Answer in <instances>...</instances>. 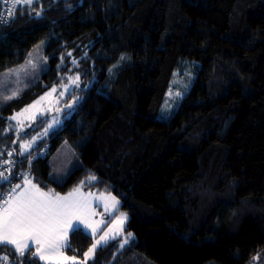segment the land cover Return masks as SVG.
Listing matches in <instances>:
<instances>
[{"label":"trees","instance_id":"16d2710c","mask_svg":"<svg viewBox=\"0 0 264 264\" xmlns=\"http://www.w3.org/2000/svg\"><path fill=\"white\" fill-rule=\"evenodd\" d=\"M32 9L0 24V73L41 40L49 67L0 106V132L71 69L92 82L65 124L33 147L31 176L47 190L84 180L117 195L134 242L98 249L99 264H251L264 249V0H36ZM186 63L194 80L161 120ZM15 140L0 135V160L18 151ZM65 140L82 165L54 183L50 158ZM13 156L14 176L28 170ZM69 243L83 256L92 239L71 232Z\"/></svg>","mask_w":264,"mask_h":264},{"label":"snow or ice","instance_id":"6c2138e0","mask_svg":"<svg viewBox=\"0 0 264 264\" xmlns=\"http://www.w3.org/2000/svg\"><path fill=\"white\" fill-rule=\"evenodd\" d=\"M0 2L8 5L5 12H0V24H7L14 19L17 8L21 12L24 8L34 11L32 5L36 0H0ZM40 15V12L35 13L36 18H39ZM40 47L38 45L34 52H38ZM68 55L71 56V53ZM125 59L123 56L120 58L121 61ZM61 63H63V57H61ZM72 63L76 64V61L73 60ZM43 64L45 66L40 67L33 59V52H29L24 64L19 65L18 68H9L4 72L2 74L4 79L0 80V89L8 90L10 94L0 97V105H7L9 101L18 99L24 92L25 89L19 86L22 83V74L25 77L29 74L35 77L38 74V68L39 71L46 73L48 70L46 67L47 57L43 58ZM57 67L59 68L60 65ZM109 71L111 72V69ZM13 76L15 79L11 83H14L16 87L9 88L10 82L7 78ZM67 79L68 84H65L64 78L61 77L60 87L63 91L59 92L60 98L68 92L70 86L80 87L78 73L75 77L68 76ZM56 92L57 86L53 85L49 91L33 101L32 104L8 116L6 118L9 122L8 127L0 132V135H6L14 130L16 140L13 143L19 141L18 151L16 149L7 151L9 159L0 161V251L6 252L5 255L0 256V264H39L40 261H43L44 264H66L68 261H71L72 264H88L89 260H92L93 264H99L95 257L98 249L103 251L115 242L116 249L120 251L134 242V233H125L128 214L120 211L121 201L110 192L107 195L100 193L99 196L90 191L84 192L82 189L85 181L82 180L66 195H60L52 189L44 191L33 182L31 176L33 146L38 140L47 136L50 131L55 132L56 128L61 125V121L53 116L43 133H38L29 140L21 139L20 134L24 132L26 121L35 120L37 113L43 116L45 111L49 110L41 107L42 102L53 97ZM172 95L170 91L169 96ZM175 96L181 98L182 93L176 92ZM78 99L79 97L74 98L73 103L67 104L66 107L72 109ZM58 102L59 98H57ZM176 103L178 105V101ZM56 111L59 112L60 109L56 108ZM164 111L162 109V114L159 117L161 120H167L171 115L170 112L165 115ZM27 127H31V124H27ZM5 151L6 148H0V156H3ZM14 154L23 158L20 163L27 160L29 165L28 170L20 171L15 176L12 174V169L17 162L11 159ZM17 176L20 177L21 183H13ZM96 179L94 174H89L87 183L92 184ZM52 180L54 183L59 182L57 177H52ZM5 186H7L6 191H4ZM93 200L103 203L104 211L110 222L106 223L103 218L99 221L92 220V217L97 215L92 207ZM101 225H105V227L97 238V233L101 231ZM70 231L73 234L90 236L93 241L88 250L83 253V260H77L76 256L63 255L62 250L71 248L68 240ZM26 253L28 259L22 260L21 258L25 257ZM9 254L15 257L11 262H9ZM254 259H258V257H254Z\"/></svg>","mask_w":264,"mask_h":264},{"label":"rangeland","instance_id":"374dc122","mask_svg":"<svg viewBox=\"0 0 264 264\" xmlns=\"http://www.w3.org/2000/svg\"><path fill=\"white\" fill-rule=\"evenodd\" d=\"M41 42H43V44H41ZM46 43H47L46 40H41L37 44H35L31 48V50L29 51V52H33V59H34L35 62L38 63V65L40 67H44L45 66L43 64V58L47 57V55H46ZM38 45L41 46L39 51L38 52H34V49H36ZM27 57H28V55H27ZM26 58H25V60H26ZM25 60L22 63L17 64V65H15L13 67H10V68H18L19 65H22V64L25 63ZM46 67H47V69L49 67V59H48V57H47ZM8 69L9 68H7L6 70H4V71H2L0 73V80L4 79L2 74L4 72H6ZM30 72H31V70H30ZM37 73L38 74L35 75V77L32 74H29L26 77L22 74L21 75L22 83L19 86L24 88V89H27L28 87H30L31 85L36 83L40 79V77H41L43 72L39 71V68H38L37 69ZM77 73L80 75V73L78 72V69H76V68L71 69L70 72L66 76V79H65L66 81L64 80L63 82L65 84H68L67 77L68 76L75 77V75ZM194 77H195L194 65L191 64V63L183 64V66L180 67L175 72V74H174V76H173V78H172V80L170 82L169 89L167 91V95H166L164 104L162 106V109L165 110L164 111L165 115H167L169 112L173 111L172 109H175L177 107V103L176 102L178 101V103H179L181 98L185 95L187 90L190 88V85L192 84V82L194 80ZM7 79L10 82L9 83V88L16 87V85L14 83H11V81H13L15 79L14 76L13 77H8ZM79 83H80V87L79 88H75V86H70L68 92H66L65 95L62 98L59 97V92L63 91V89L60 87V83L56 84L57 92L53 94V97L48 98L46 101L42 102V105H41L42 108L49 109V110L45 111L43 116H40L37 113L35 120L26 121V126H25V129H24V132H22L21 134H30V135H28L27 137H23L22 139L23 140H29V139H31L32 136H35L38 133H43V130L47 127V124L49 122H51L53 116L59 118L60 121H61V125L58 128H60L62 125H64L65 121L67 120V118L72 114V111H74L75 106L78 105L79 102L83 99V95H82L83 89H85L87 86H90V84L92 82L88 83V82H85L84 80L80 79ZM25 85H27V87H25ZM50 89H48L47 91H49ZM170 91L173 94L172 96H169V92ZM176 92H181L182 93V97L181 98H177L175 96ZM7 94H10V92L8 90L0 89V97H2L3 95H7ZM44 94H45V92L41 96H43ZM76 97H79V99L73 104L72 109L68 112L69 109L66 107V105L70 104V103H73V99L76 98ZM57 98H59V102L58 103H57ZM37 99H35V100H37ZM166 102H167V105H168L167 108H166ZM32 103H33V101L31 103L27 104L26 106H28V105H30ZM26 106H24L23 108H25ZM23 108H21V109H23ZM56 108H59L60 111L57 112ZM21 109L16 110L15 112H19ZM162 109H161V114H162ZM29 123L31 124V127H27V124H29ZM58 128H56V129H58ZM51 132L52 131H50L49 134ZM10 133H15L16 134V132L14 130L10 131ZM48 135L44 136L42 139L47 138ZM39 141L40 140H38L36 142V144ZM50 162H51V167H52V177H57L59 181H63L71 173V171L75 167L82 165L81 158H80L76 148L74 147V144L72 142L68 141V140L63 141V143L60 145L58 150L54 154L51 155ZM33 182H34V180H33ZM19 183H21V181H19ZM43 190L46 191L45 189H43ZM82 190L84 191V189H82ZM91 191H92V193L96 194L97 196H99L100 193H105V195H107V193L110 192L112 195L117 197V195H115L111 191H96V190L95 191L91 190ZM84 192H86V191H84ZM98 204H99V206H97ZM93 205L96 207L97 215H96V217L93 216L92 220L93 221H99L100 219L103 218L106 221V223L110 222L107 213H105V211H104L103 203L99 202V201H96V200H93ZM120 208H121V206H120ZM120 211H123V210L120 209ZM128 220H129V214H128ZM127 223H128V221H127ZM127 223L125 224V233H127L126 232ZM100 227H101V231L97 233V238H99V235L102 234V230L104 229L105 225H101ZM92 243H93V241H92ZM254 257H258V259H254ZM254 257H253V259L251 261V264H264V249L260 250Z\"/></svg>","mask_w":264,"mask_h":264},{"label":"crops","instance_id":"0c3cea01","mask_svg":"<svg viewBox=\"0 0 264 264\" xmlns=\"http://www.w3.org/2000/svg\"><path fill=\"white\" fill-rule=\"evenodd\" d=\"M34 180V179H33ZM21 181V180H20ZM35 182V181H34ZM36 183V182H35ZM37 184V183H36ZM42 188V187H41ZM42 189H44V188H42ZM83 189H84V191H86V192H92L91 190H89V189H86V188H84L83 187ZM46 191H48L47 189H45ZM72 190V189H71ZM71 190H69V191H71ZM55 191V190H54ZM55 192H57V191H55ZM57 193H59L60 195H66L67 193H68V191H67V193L66 192H64V193H62V192H57ZM92 207H93V209L95 210V212H96V207L92 204ZM94 217H96V215L94 216ZM83 225H81V228H83L82 227ZM70 233H71V231L69 232V237H70ZM69 237H68V240H69ZM62 252H63V255L64 256H67V257H72V256H76V258H77V260H83V256H77L76 254H72V253H68L67 252V250L66 249H64V250H62ZM27 254V253H26ZM41 263H43L44 264V262L43 261H40ZM66 264H72V262L71 261H68V262H66Z\"/></svg>","mask_w":264,"mask_h":264},{"label":"built area","instance_id":"2783aa9c","mask_svg":"<svg viewBox=\"0 0 264 264\" xmlns=\"http://www.w3.org/2000/svg\"><path fill=\"white\" fill-rule=\"evenodd\" d=\"M6 7H8V5L5 4L4 2H1V5H0V12H5V8H6ZM17 9H18V8H17ZM17 9H16V11H17ZM16 11H15V13H16ZM15 13H14V16H15ZM7 159H9L8 156L2 158L0 161L7 160ZM11 159L14 160V161H16V158H15L14 156H12ZM16 162H17V161H16ZM15 165H16V164H15ZM5 167H7V166H5ZM14 167H15V166H14ZM14 167H13V168H14ZM12 170H13V169H12ZM13 183H18V181H17L16 179H14V180H13ZM6 190H7V186H5L4 191H6ZM2 255H5V253L0 254V256H2ZM13 259H15V258L9 255V262H11Z\"/></svg>","mask_w":264,"mask_h":264}]
</instances>
